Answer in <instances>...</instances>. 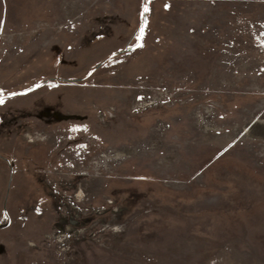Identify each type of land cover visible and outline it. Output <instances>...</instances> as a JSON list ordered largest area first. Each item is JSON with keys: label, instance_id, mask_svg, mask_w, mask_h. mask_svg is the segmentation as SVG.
Returning <instances> with one entry per match:
<instances>
[{"label": "rangeland", "instance_id": "1", "mask_svg": "<svg viewBox=\"0 0 264 264\" xmlns=\"http://www.w3.org/2000/svg\"><path fill=\"white\" fill-rule=\"evenodd\" d=\"M0 264H264V0H0Z\"/></svg>", "mask_w": 264, "mask_h": 264}, {"label": "snow or ice", "instance_id": "2", "mask_svg": "<svg viewBox=\"0 0 264 264\" xmlns=\"http://www.w3.org/2000/svg\"><path fill=\"white\" fill-rule=\"evenodd\" d=\"M165 7H168V5H165ZM145 11H147V7L145 8Z\"/></svg>", "mask_w": 264, "mask_h": 264}]
</instances>
